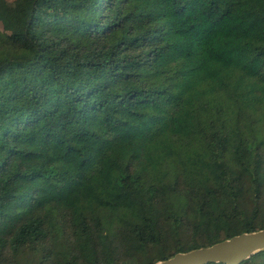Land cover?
<instances>
[{
	"label": "trees",
	"instance_id": "1",
	"mask_svg": "<svg viewBox=\"0 0 264 264\" xmlns=\"http://www.w3.org/2000/svg\"><path fill=\"white\" fill-rule=\"evenodd\" d=\"M9 20L0 264H156L264 229V0H16Z\"/></svg>",
	"mask_w": 264,
	"mask_h": 264
},
{
	"label": "water",
	"instance_id": "2",
	"mask_svg": "<svg viewBox=\"0 0 264 264\" xmlns=\"http://www.w3.org/2000/svg\"><path fill=\"white\" fill-rule=\"evenodd\" d=\"M264 250V229L234 236L210 247L178 253L156 264H241Z\"/></svg>",
	"mask_w": 264,
	"mask_h": 264
},
{
	"label": "rangeland",
	"instance_id": "3",
	"mask_svg": "<svg viewBox=\"0 0 264 264\" xmlns=\"http://www.w3.org/2000/svg\"><path fill=\"white\" fill-rule=\"evenodd\" d=\"M15 1L16 0H0V43L3 41L4 35L10 34L13 29V25L9 20V13ZM78 250L88 263L92 261L91 252L83 243L78 244Z\"/></svg>",
	"mask_w": 264,
	"mask_h": 264
}]
</instances>
